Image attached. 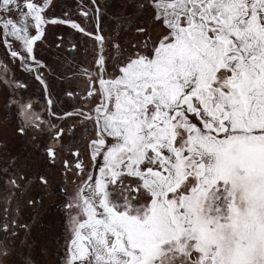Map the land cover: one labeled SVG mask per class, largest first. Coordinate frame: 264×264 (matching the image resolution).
Masks as SVG:
<instances>
[{"label": "snow or ice", "instance_id": "1", "mask_svg": "<svg viewBox=\"0 0 264 264\" xmlns=\"http://www.w3.org/2000/svg\"><path fill=\"white\" fill-rule=\"evenodd\" d=\"M0 161V264H264V0H0Z\"/></svg>", "mask_w": 264, "mask_h": 264}, {"label": "rangeland", "instance_id": "2", "mask_svg": "<svg viewBox=\"0 0 264 264\" xmlns=\"http://www.w3.org/2000/svg\"><path fill=\"white\" fill-rule=\"evenodd\" d=\"M57 55H58V58L63 59V57H64V55H66V53L57 54L54 49L50 50L48 53L49 59L54 57V56H57ZM36 235L39 236L42 247H45L46 249H52V252L55 251V246L52 244L51 239H49L45 233L38 232V233H36ZM53 259H54V257L52 255V253H47V264H51V261Z\"/></svg>", "mask_w": 264, "mask_h": 264}, {"label": "flooded vegetation", "instance_id": "3", "mask_svg": "<svg viewBox=\"0 0 264 264\" xmlns=\"http://www.w3.org/2000/svg\"><path fill=\"white\" fill-rule=\"evenodd\" d=\"M51 59V58H50ZM3 161H0V163H2Z\"/></svg>", "mask_w": 264, "mask_h": 264}]
</instances>
